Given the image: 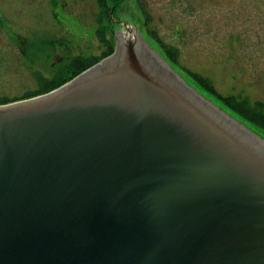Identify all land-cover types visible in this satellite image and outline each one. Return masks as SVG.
<instances>
[{
	"label": "water",
	"instance_id": "water-1",
	"mask_svg": "<svg viewBox=\"0 0 264 264\" xmlns=\"http://www.w3.org/2000/svg\"><path fill=\"white\" fill-rule=\"evenodd\" d=\"M0 264H264V132L123 24L0 104Z\"/></svg>",
	"mask_w": 264,
	"mask_h": 264
},
{
	"label": "rangeland",
	"instance_id": "rangeland-1",
	"mask_svg": "<svg viewBox=\"0 0 264 264\" xmlns=\"http://www.w3.org/2000/svg\"><path fill=\"white\" fill-rule=\"evenodd\" d=\"M126 23L138 25L197 87L264 132L249 119L264 117V0H106V10L97 0H0V99L63 84L77 67L106 56L109 45L114 51L115 30Z\"/></svg>",
	"mask_w": 264,
	"mask_h": 264
},
{
	"label": "trees",
	"instance_id": "trees-1",
	"mask_svg": "<svg viewBox=\"0 0 264 264\" xmlns=\"http://www.w3.org/2000/svg\"><path fill=\"white\" fill-rule=\"evenodd\" d=\"M98 1V3H99V6L101 7V8H104L105 10H106V0H97ZM102 39V38H101ZM104 40H105V38H103ZM103 39L101 40V41H103ZM167 50V49H166ZM111 51H112V46L111 45H109V51L106 53V55L107 54H110L111 53ZM168 51V50H167ZM105 57V56H104ZM98 60H93V61H91L90 63H88V64H84V65H81L80 67H77L76 65V67H77V70L76 71H74L76 74H78L79 72H81L82 70H84V69H86L87 67H89V66H91V65H93L94 63H96ZM74 70V69H73ZM187 71V73L189 74V75H194L198 80H199V82L203 85V86H205L207 89L209 88V86L207 87V83L206 82H204L205 80H203L202 78H201V80H200V78H199V76L198 75H196L195 73L193 74V72H191V71H189V70H186ZM74 73V74H75ZM75 74V75H76ZM63 82V81H62ZM61 82V83H62ZM61 83L60 84H56V85H54L52 88H48V89H45L44 90V92H47V91H49V90H51V89H54L55 87H57V86H59V85H61ZM44 92H42V93H44ZM41 94V93H40ZM31 97V96H30ZM26 98H29V97H26ZM22 99V98H21ZM24 99V98H23ZM11 101H13V100H9V99H7L6 97H2V99H0V103H9V102H11ZM236 102V101H235ZM230 104H231V106L236 110V111H238L239 112V107H237V106H235V105H239V102H236V104L234 105V104H232L231 102H229ZM252 115V114H251ZM263 120H260V119H258L256 116H255V118H249V119H251V121L253 122V123H255L256 125H258V126H260L261 128H264V117H261ZM257 119V120H256Z\"/></svg>",
	"mask_w": 264,
	"mask_h": 264
}]
</instances>
